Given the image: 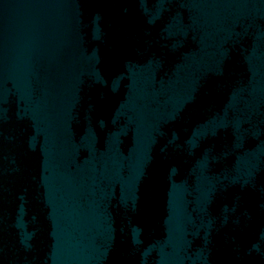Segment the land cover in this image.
I'll use <instances>...</instances> for the list:
<instances>
[{
	"label": "water",
	"instance_id": "1",
	"mask_svg": "<svg viewBox=\"0 0 264 264\" xmlns=\"http://www.w3.org/2000/svg\"><path fill=\"white\" fill-rule=\"evenodd\" d=\"M0 264H264V0H0Z\"/></svg>",
	"mask_w": 264,
	"mask_h": 264
}]
</instances>
